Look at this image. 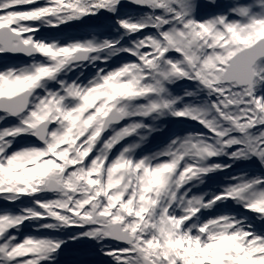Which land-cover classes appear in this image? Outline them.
Wrapping results in <instances>:
<instances>
[{"label":"snow or ice","instance_id":"1","mask_svg":"<svg viewBox=\"0 0 264 264\" xmlns=\"http://www.w3.org/2000/svg\"><path fill=\"white\" fill-rule=\"evenodd\" d=\"M10 54L0 264H264V0H0Z\"/></svg>","mask_w":264,"mask_h":264},{"label":"rangeland","instance_id":"2","mask_svg":"<svg viewBox=\"0 0 264 264\" xmlns=\"http://www.w3.org/2000/svg\"><path fill=\"white\" fill-rule=\"evenodd\" d=\"M26 62H28V60H24V61H13V62H10L8 65H20V64H23V63H26ZM3 63L4 62L0 60V67H2L4 65ZM31 231H32L31 226H27V227L24 228L23 234H27V233H29Z\"/></svg>","mask_w":264,"mask_h":264},{"label":"trees","instance_id":"3","mask_svg":"<svg viewBox=\"0 0 264 264\" xmlns=\"http://www.w3.org/2000/svg\"><path fill=\"white\" fill-rule=\"evenodd\" d=\"M76 30H78L79 32V34L82 36V35H85L86 33H88L89 31H90V29L89 28H87V27H74ZM44 31H50V30H44ZM61 38H62V36H61ZM63 39V38H62ZM179 127H181V126H179Z\"/></svg>","mask_w":264,"mask_h":264},{"label":"water","instance_id":"4","mask_svg":"<svg viewBox=\"0 0 264 264\" xmlns=\"http://www.w3.org/2000/svg\"><path fill=\"white\" fill-rule=\"evenodd\" d=\"M8 57H14V58H27V57H24V56H21V55H15V56H13V55H8Z\"/></svg>","mask_w":264,"mask_h":264}]
</instances>
